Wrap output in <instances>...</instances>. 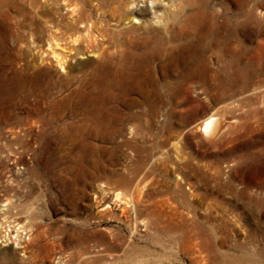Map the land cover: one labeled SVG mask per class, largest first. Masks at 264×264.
<instances>
[{
    "label": "rangeland",
    "instance_id": "rangeland-1",
    "mask_svg": "<svg viewBox=\"0 0 264 264\" xmlns=\"http://www.w3.org/2000/svg\"><path fill=\"white\" fill-rule=\"evenodd\" d=\"M182 6L205 10L191 25L196 38L171 51L153 39L136 48L143 75H92L93 61L79 55L67 78L52 64L40 75L44 93H27L13 87L15 76H32V12L25 0L0 5V264H264V110L252 106L264 90L216 104L198 80L184 98L181 90L186 60L203 54L198 46H208L222 18L239 28L243 75L264 83L255 77L264 75V47L251 57L264 46V0ZM60 14L68 21L67 10ZM166 82L178 86L164 89ZM194 98L199 104L187 108ZM95 110L111 127L96 128ZM209 111L225 117L212 140L198 129ZM115 191L137 197V222L121 216Z\"/></svg>",
    "mask_w": 264,
    "mask_h": 264
},
{
    "label": "bare ground",
    "instance_id": "bare-ground-1",
    "mask_svg": "<svg viewBox=\"0 0 264 264\" xmlns=\"http://www.w3.org/2000/svg\"><path fill=\"white\" fill-rule=\"evenodd\" d=\"M25 1L30 6L32 12L31 27H29V30L26 33L29 47H31L33 52V57L30 63H28V68L29 70L31 69L30 75L32 76L31 78H27L24 76L26 74L20 75L22 78L21 81L20 78L15 76V86L13 87V91L19 92L25 90L27 93L36 91L43 92V90H46L47 87L42 83L40 75L47 76L49 72L48 68L51 67L52 64L58 70L64 72L63 77L67 78V75H70L71 71L77 66V64H75L76 66L72 65L71 61L76 60V57L79 55L86 56L87 63L93 61L91 64V66L93 65V68H91L92 72L90 73L92 75H143L144 71L142 73L141 70L143 66V59H141L142 54L141 52L136 51V48L147 49V47H145L146 43L153 39L157 44L161 42L167 43L166 45L169 44L170 46L168 50L171 51L174 48L171 44L174 42L195 39L196 32H192L193 29L191 25L196 17L205 13V10L191 6L189 12L185 11L182 6L183 0ZM187 1L189 2L190 0ZM13 3L14 0H0V5L3 4L4 6ZM190 4L192 5L191 2ZM64 9L67 10L69 16V19L66 22H63V20L61 21L63 16H61L60 10ZM143 13H147L149 17L147 19L142 18L141 15ZM222 19L220 25L215 21L216 24H214V30L211 36L212 40L209 41L208 46H203V44L198 46L200 47V50L204 51L203 54H199L197 58L189 56L186 60V63L191 66L184 67L183 71L185 72H182V75H185L186 78L189 79V82L183 86V89L181 88L183 98L194 89L195 85L193 86V84L197 82L196 80L200 83V92L214 104L220 102L224 103L226 101L227 103L228 101L232 103L237 101L241 102L243 99L248 100L250 93L253 94L254 91H258L260 88H263L264 90V83L260 84L254 82L253 75H243L244 56L239 28L230 25L228 19ZM21 23L22 22L20 21H16L17 28L19 27L20 29ZM111 23L114 24V29L111 27ZM116 28H120L121 30ZM195 45L197 44L195 43ZM132 47L135 49H132ZM262 47H264L263 43L262 41H259L257 44L258 49L256 48L252 54L253 56L251 55L252 59L257 57L258 50L261 51ZM166 62H169V60ZM1 75L5 74L1 73ZM12 75L19 74L16 71H13ZM260 76L264 75H256L255 77ZM195 77H198V79ZM27 82L30 83L31 87L27 88L25 85ZM170 84L171 83L167 82L164 83V89H168V85L173 89L178 86L177 83ZM2 100L4 101V98H2ZM179 101L180 98L177 97L176 103ZM198 104L199 101L194 98L186 107L192 108ZM252 106L257 112L259 110H264V91H261V93L258 94ZM100 111L95 110L92 114L94 115V124L96 128L106 129L109 126L111 127V123L105 121V117H103L104 113H101ZM105 112L107 113L106 110ZM57 113L60 118L63 117V112L58 110ZM92 115H89V117ZM119 119L118 122H120ZM90 120H93V118ZM224 121L225 117L223 113L209 111L208 113L203 114L199 121L198 129L202 136L208 140H212L221 131ZM117 132V129H114L112 134L115 135ZM123 182L125 181L123 180ZM246 189L248 188H245V190ZM113 195L114 201L122 204V207L120 208L121 216L126 215V220L137 222V206L139 203L137 197L136 199L127 197L119 191H115ZM247 195L250 197L251 194L249 193ZM250 200H253V198ZM254 201L256 202L257 199L254 198ZM260 201H264V198ZM105 212L109 211L106 210ZM140 224L143 226L145 225L142 221ZM22 226H18L16 232H19V230L21 231V228H23ZM188 232H190V230H188ZM12 239V243L16 247L24 248L26 246V244L20 245L18 242L19 239H16V236ZM188 242H193V238H191L189 234L186 244H188ZM8 261L12 262V258L9 257ZM29 261L30 260L27 258L20 259L21 264H30Z\"/></svg>",
    "mask_w": 264,
    "mask_h": 264
}]
</instances>
